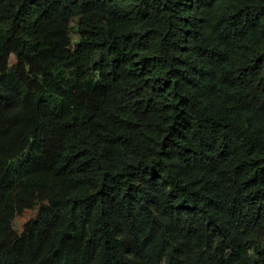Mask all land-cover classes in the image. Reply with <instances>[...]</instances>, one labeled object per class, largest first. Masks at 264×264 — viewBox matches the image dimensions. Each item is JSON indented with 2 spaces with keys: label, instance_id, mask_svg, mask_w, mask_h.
<instances>
[{
  "label": "trees",
  "instance_id": "16d2710c",
  "mask_svg": "<svg viewBox=\"0 0 264 264\" xmlns=\"http://www.w3.org/2000/svg\"><path fill=\"white\" fill-rule=\"evenodd\" d=\"M0 264H264V0H0Z\"/></svg>",
  "mask_w": 264,
  "mask_h": 264
},
{
  "label": "rangeland",
  "instance_id": "374dc122",
  "mask_svg": "<svg viewBox=\"0 0 264 264\" xmlns=\"http://www.w3.org/2000/svg\"><path fill=\"white\" fill-rule=\"evenodd\" d=\"M72 37L75 38L76 35L75 34H72ZM10 61L13 62V58L12 57L10 58Z\"/></svg>",
  "mask_w": 264,
  "mask_h": 264
}]
</instances>
